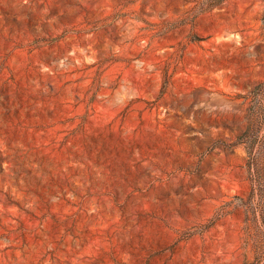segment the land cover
I'll return each mask as SVG.
<instances>
[{
    "label": "rangeland",
    "instance_id": "374dc122",
    "mask_svg": "<svg viewBox=\"0 0 264 264\" xmlns=\"http://www.w3.org/2000/svg\"><path fill=\"white\" fill-rule=\"evenodd\" d=\"M198 1L0 0V264H264L219 143L264 3Z\"/></svg>",
    "mask_w": 264,
    "mask_h": 264
},
{
    "label": "trees",
    "instance_id": "16d2710c",
    "mask_svg": "<svg viewBox=\"0 0 264 264\" xmlns=\"http://www.w3.org/2000/svg\"><path fill=\"white\" fill-rule=\"evenodd\" d=\"M222 1L199 0L198 13L210 10ZM260 36L264 42V9L260 17ZM234 98L238 99L240 110L238 128L229 129L231 135L219 143L225 148L238 145L244 149L243 167L249 188L245 198L236 197L238 201L234 206L242 208L246 226L254 225L264 236V78L244 92H238ZM262 255L264 250L256 256Z\"/></svg>",
    "mask_w": 264,
    "mask_h": 264
}]
</instances>
